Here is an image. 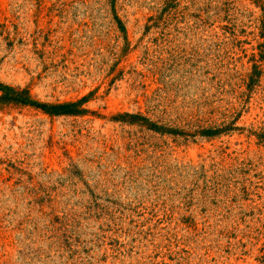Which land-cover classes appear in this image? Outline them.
Returning a JSON list of instances; mask_svg holds the SVG:
<instances>
[{
	"label": "rangeland",
	"instance_id": "rangeland-1",
	"mask_svg": "<svg viewBox=\"0 0 264 264\" xmlns=\"http://www.w3.org/2000/svg\"><path fill=\"white\" fill-rule=\"evenodd\" d=\"M0 83L87 100L0 105V264H264V0H0Z\"/></svg>",
	"mask_w": 264,
	"mask_h": 264
},
{
	"label": "trees",
	"instance_id": "trees-1",
	"mask_svg": "<svg viewBox=\"0 0 264 264\" xmlns=\"http://www.w3.org/2000/svg\"><path fill=\"white\" fill-rule=\"evenodd\" d=\"M86 97H83L74 102H64V103H41L31 98L28 90L26 89H15L8 85H3L0 83V105H15L24 106L37 109L42 113L49 116H79L86 113V110L82 108L83 104L86 102ZM139 117V116H134ZM143 121L145 118L140 117ZM149 129L154 131H159V127L154 124H150ZM206 136L212 135V131L206 130L204 132Z\"/></svg>",
	"mask_w": 264,
	"mask_h": 264
}]
</instances>
